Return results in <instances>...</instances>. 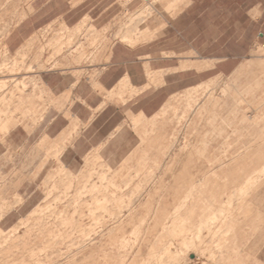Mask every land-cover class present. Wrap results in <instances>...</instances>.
<instances>
[{
	"label": "rangeland",
	"instance_id": "374dc122",
	"mask_svg": "<svg viewBox=\"0 0 264 264\" xmlns=\"http://www.w3.org/2000/svg\"><path fill=\"white\" fill-rule=\"evenodd\" d=\"M172 1L174 4H171V0H92V14L88 13L77 25H73V28L84 26L78 41L82 47L86 46L85 49L92 59L102 58L107 47L111 48L114 43L128 47L117 42L127 31H134L135 34L138 33L137 41H139L134 45L135 48H143L142 51L147 52L150 42H153V46L156 44L163 50L168 48L180 51L187 48L188 53L181 57L188 61L198 60V62H189V65L204 70V72L200 75L190 72L187 76L188 82L183 84V90L176 93L171 91L173 95L165 102L163 101V105L153 113L151 117L156 114L157 119L154 118L150 124L143 118H135L134 125L131 117L138 114L140 107H135L131 111V105H128L111 118L101 128L99 134L89 133L81 141V149L70 150L63 159L73 175L78 176L81 170H88L86 159L99 151L102 162L112 168L108 175L109 179L101 184V189L110 188L109 181L112 179L117 187H111L110 190H117L123 201H128L136 198L137 185H142L145 181L137 178L136 169L140 161L151 159L158 153L161 155L160 159L163 160L175 143L174 140L179 139V146L169 153L171 161H176L174 164L171 163L173 171L170 176L172 179L177 178V183L183 185L186 191H191L190 195L195 197L194 200L188 201L185 207L186 214L192 204H195L196 208L193 214L186 216L189 219L186 231L181 235L179 233L173 235L168 231L167 243L179 242L182 239L193 240L194 226L207 220L210 214L221 208L233 191L243 183L245 177L262 164L264 156V25H250L251 19L246 15L243 7V10L239 11L235 17L238 25H209L217 21L218 15L215 13L205 14L200 21L203 25H166L167 20H172V17L180 13V11L173 14L172 12L176 11L180 4L184 3V6L186 3V0ZM202 1L205 2L206 7L214 0ZM239 2L240 0L238 4ZM220 4L228 6V0ZM183 8L180 7L181 10ZM196 16L195 14L194 18ZM256 16L251 15L253 19H256ZM223 17L227 18L228 14L222 12L219 18ZM85 19H87L86 22H84ZM61 24L65 26L63 21L56 22V31H59ZM141 26L145 28L141 29ZM90 27L97 30L99 39L94 31H90L87 36ZM56 42L59 43L58 40ZM51 50V47H44V53ZM185 85L187 87H184ZM51 98H53L52 95ZM67 105L68 103L65 104ZM164 105L166 106L163 107ZM189 105L192 108L200 106L198 115L191 125H187L185 121L192 110L188 109ZM50 109L47 111L48 114L40 119L44 124H39L38 129L31 134L21 123V125H15L8 134L0 133V191L6 200L15 204L9 211L4 212L5 215L1 214L0 231H4L5 234L23 223L34 209L45 203L43 179L54 170L57 174L61 167L57 161L56 164L50 161L52 164L48 163L43 167L38 173L39 178L31 182L32 176L38 172L44 158L43 155L46 153V149L39 147L42 140L50 144L60 142L61 138L76 124L80 127V131L85 127L84 124H79L74 117L71 119L62 117L57 124L51 126L53 118L50 115L53 111ZM58 114L56 110V118L60 117ZM215 116L218 117L214 120L216 125L224 121V131L210 148L215 150L209 152L206 158L222 161L225 157L223 155L225 139L230 144V153L245 155L243 165L229 173H223L204 162L198 167L192 166L194 162L185 164L191 158L195 161L196 158L193 157L196 156L195 150L200 140L208 139L211 130L209 121ZM139 119L143 122L138 125ZM15 120L20 121L23 118L17 115ZM106 120V117H103L100 123ZM113 126L122 127V129L115 140L110 141L109 146L102 150L101 146L106 142ZM80 131L68 140L67 148L73 146ZM190 143L193 144L191 149H188L187 146ZM248 147L253 150L247 151ZM146 153L149 157H146ZM215 170L218 173H215ZM261 179L263 180L259 185L246 195L245 201L236 200L240 206H244L249 220L252 211L256 219V207L255 204L251 205V198L255 200L257 190L264 183V177ZM57 180L59 177H56ZM128 181L131 187L129 191L126 190ZM98 191L100 192L97 193L101 194L102 190ZM130 191L134 194L126 197L125 193H131ZM17 196L22 201L18 200L19 202L15 203ZM237 198L240 197L237 196ZM142 214L146 216V212L143 211ZM245 220L246 217L244 220H239L235 229L227 236L221 231L219 237L201 241L196 247L190 246L187 258L182 264H193L194 261L202 263L216 261L218 264H229L228 262L231 261L229 259L233 260L235 256L232 247L235 243L244 240ZM136 223L139 221L137 220ZM172 223H169V227ZM213 239L218 242L219 246L228 239L223 251L225 252L224 260H216L218 252L214 248L215 254L206 250L213 247ZM119 241V247L110 248L101 264H131L133 259L139 256L138 251L124 250L121 239ZM163 246L164 244H160L159 248ZM211 255H214L215 259ZM258 257L264 262V251L258 252Z\"/></svg>",
	"mask_w": 264,
	"mask_h": 264
},
{
	"label": "bare ground",
	"instance_id": "6f19581e",
	"mask_svg": "<svg viewBox=\"0 0 264 264\" xmlns=\"http://www.w3.org/2000/svg\"><path fill=\"white\" fill-rule=\"evenodd\" d=\"M142 28L145 27L141 26ZM135 33L127 31L120 41L129 45L136 43L138 33ZM76 38L74 34L68 35L69 41ZM4 48L2 47L1 50L4 51ZM62 48L56 47V54L60 53ZM7 59L10 60L8 57L3 61ZM15 60L14 62L11 60L13 63L10 64H6L5 61L2 64L0 60V74L16 72L19 75L23 63ZM35 64L38 65V63ZM47 64H39V69H47ZM50 67L49 69L54 68V66ZM33 68L32 66L30 69ZM35 83L34 80L29 82L24 80L16 84L0 83V95H3L1 105L6 108L0 111V133L7 134L13 126L18 124L12 119L16 114L23 118L33 115L32 112L24 113L21 109L22 96L28 85H35ZM13 85V91L6 95L7 89ZM10 106L14 107L12 111L9 109ZM189 108L192 110L185 120L187 125L193 123L200 106L192 108L189 105ZM4 117H7L6 121L1 120ZM217 118L215 116L209 121L211 125L209 137L207 140H200L195 150L196 156H193L196 158L195 161L191 158L185 162L186 165L194 162L192 166L198 167L204 162L223 173L232 172L243 165L245 155L230 153V144L226 142V139L223 143L225 157L222 161L206 158L209 152L215 150L210 148L224 131V121L218 125L214 123ZM142 122L143 120L139 119L137 124ZM155 139L154 137L153 140ZM174 142L163 160L160 159L161 155L158 153L151 159L140 161L136 174L137 178L145 181L142 185H137L136 198L128 201H123L117 190H110L111 187H117L112 179L109 181L110 188L101 189V184L109 179L108 175L112 168L105 165L98 155H95L94 162L90 163V166L88 164L87 168L90 170L85 177H83L85 170L79 176H74L65 166H61L57 174L56 170L48 173L42 182L45 189V203L34 209L23 223L15 226L9 233L5 234L4 231H0V264H101L110 248L119 247V239H121L124 250L140 253L131 264H182L187 258L190 246L196 247L201 241L219 237L221 231L225 236L232 233L239 220H244L246 217L244 206H240L237 201H245L246 195L263 180L261 178L264 177V156L262 164L245 177L243 183L233 191L225 204L210 214L207 220L194 226L193 240L182 239L179 242L167 243L168 231L173 235L177 233L181 235L186 231L189 220L186 216L193 214L196 208V205L192 204L186 214L185 207L188 201L194 200L195 197L190 195L191 191H186L183 185L177 183V178L172 179L170 176L173 171L171 163L174 164L176 161H171L169 153L179 146V139H175ZM63 143L64 139L57 146L56 142L50 144L42 140L39 147L46 149V153L43 155L44 158L38 172L32 176L31 182L39 178L38 173L48 163L56 164V159L59 160L64 152ZM192 144L190 143L187 148L191 149ZM246 150L253 149L248 147ZM146 157H149L147 153ZM89 161L92 162V159L87 160ZM180 161L183 162V160ZM215 173L218 172L215 170ZM56 177H59V180L56 181ZM129 185L130 181L126 183L128 191L131 190ZM189 185L191 186V183ZM98 190H102L101 194L97 193L100 192ZM132 194L134 193H125L126 197ZM18 200L22 201L17 196L15 203L19 202ZM13 205H15L14 202L6 200L0 191V218L1 214L9 211ZM237 205L239 206L236 207ZM143 211L146 212V216L142 214ZM137 220L139 223H136ZM170 222H173L171 227H169ZM226 241L219 246L218 242L213 239V247L206 250L215 254V249L218 252L216 260H224L225 252L223 251ZM160 244L164 246L159 248ZM211 256L215 259L214 255Z\"/></svg>",
	"mask_w": 264,
	"mask_h": 264
},
{
	"label": "crops",
	"instance_id": "0c3cea01",
	"mask_svg": "<svg viewBox=\"0 0 264 264\" xmlns=\"http://www.w3.org/2000/svg\"><path fill=\"white\" fill-rule=\"evenodd\" d=\"M224 1L214 0L211 5L205 7V2L202 0H186L184 6V3L180 4L176 11L172 12V14L179 11L180 13L172 17V20H167L166 25H203L200 21L208 13L218 15L217 21L209 25H238L235 17L243 10L242 7L251 19L250 25H264V0H240L239 4L238 0H228V6H222L220 3ZM171 4H174L172 0ZM92 7V0H0V60L2 64L13 63L15 59L23 63L19 75L16 72L0 74V83L16 84L24 80L36 82L35 85H28L22 96L21 111L24 113L30 111L33 115L16 121L15 116L18 115L16 114L12 119L19 125H25L26 130L31 134L38 129L39 124H44L40 119L44 118L52 107L51 126L57 124L62 117L69 119L74 117L79 124H84L85 127L81 131L76 124L61 138V141L64 139L65 149L56 161L71 173L63 159L70 150L81 149V141L89 133L99 134L101 128L128 105H131V111L135 107H140L138 114L131 117L133 124L135 118H143L150 124L156 117V114L151 117L153 113L173 95L171 91L176 93L183 90V84L188 82L187 76L190 72H195L196 75L204 72L196 67H190L189 62H198V60L188 61L181 57L188 53L187 48L180 51L168 48L163 50L156 44L153 46V42L149 43L147 52H144L143 48L134 47L139 41L132 45L118 41L117 43L128 47L114 43L111 48L107 47L102 58H90L86 46L82 47L78 41L84 26L73 28V25H77L88 13L92 14ZM180 7L184 8L181 10ZM222 12L228 14V17L219 18ZM195 14L197 16L194 18ZM251 15H257L256 19ZM58 21H63L66 27L61 24L59 31H56ZM86 21L87 19L84 20ZM71 22L73 24H70ZM90 31H94L98 39L100 38L93 27L89 28L87 36ZM69 34H74L77 38L69 41ZM57 40L59 43L56 42ZM45 46L51 47L52 50L44 53ZM58 46L63 48L56 54ZM2 47L5 53L1 50ZM6 51L10 60L4 62L3 59L8 58ZM94 61L98 63L93 65ZM43 63H48L47 69L40 70L39 64ZM32 66L34 68L31 70ZM50 66L54 68L49 69ZM13 89L14 85L10 86L6 95ZM2 98L3 95H0V111L6 109L1 105ZM13 108V106L9 107L11 111ZM56 110L59 112L58 118H56ZM103 117L107 120L100 123ZM6 119L7 117H4L1 120L6 121ZM66 124L69 123L66 121ZM13 128L14 126L10 131ZM111 129L112 132L101 146L102 150L109 146L110 141L115 140L122 127L113 126ZM79 131L80 135L73 146L67 148L68 140ZM61 141L56 142V146ZM95 155L101 158L99 151L94 152L86 159L87 167L94 162ZM88 159H92V162H87ZM89 170V168L85 171L81 170L78 176L84 171L83 177H85ZM254 204L256 219H254V211L251 212L250 220L246 214L244 240L235 243L232 247L235 256L228 262L229 264H264L258 257V252L264 251V183L257 190L255 200L251 198V205ZM193 264L218 263L194 261Z\"/></svg>",
	"mask_w": 264,
	"mask_h": 264
}]
</instances>
